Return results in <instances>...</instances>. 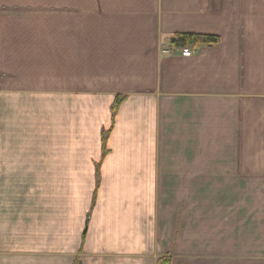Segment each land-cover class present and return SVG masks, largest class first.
<instances>
[{"label":"crops","instance_id":"0c3cea01","mask_svg":"<svg viewBox=\"0 0 264 264\" xmlns=\"http://www.w3.org/2000/svg\"><path fill=\"white\" fill-rule=\"evenodd\" d=\"M4 8L0 264H264V0Z\"/></svg>","mask_w":264,"mask_h":264},{"label":"trees","instance_id":"16d2710c","mask_svg":"<svg viewBox=\"0 0 264 264\" xmlns=\"http://www.w3.org/2000/svg\"><path fill=\"white\" fill-rule=\"evenodd\" d=\"M220 42V38L215 35L208 34H195V33H177L173 37V44L179 47H194L197 45H216ZM124 96H116L111 107L112 117H114L120 102ZM108 132L102 134V153H106V139ZM157 264H170V260L167 257H161L158 259Z\"/></svg>","mask_w":264,"mask_h":264},{"label":"rangeland","instance_id":"374dc122","mask_svg":"<svg viewBox=\"0 0 264 264\" xmlns=\"http://www.w3.org/2000/svg\"><path fill=\"white\" fill-rule=\"evenodd\" d=\"M25 1H29V0H25ZM16 8H17V7H16ZM1 10H2V11H6V10H8V11H12L13 9H11V8H9V9H8V8H4V9H0V11H1ZM17 10H29V11H25V12H32L34 9H32V8H23V9H21V8H20V9H17ZM40 11H43V10L41 9ZM44 11H48V9H45ZM15 15H16V14H15ZM29 15L31 16V15H33V14H32V13H31V14H26V15L23 14V17H25V19H26V18H27L26 16H29ZM29 26H31V25H29ZM15 30H16V28H14L13 26H12V28L9 29V31H10V32H13V33L15 32Z\"/></svg>","mask_w":264,"mask_h":264},{"label":"built area","instance_id":"2783aa9c","mask_svg":"<svg viewBox=\"0 0 264 264\" xmlns=\"http://www.w3.org/2000/svg\"><path fill=\"white\" fill-rule=\"evenodd\" d=\"M180 54L183 57H189V56H191L192 51L190 50L189 47H181Z\"/></svg>","mask_w":264,"mask_h":264}]
</instances>
